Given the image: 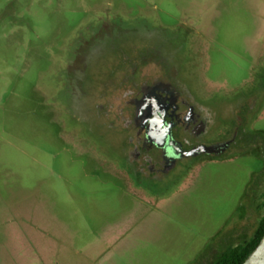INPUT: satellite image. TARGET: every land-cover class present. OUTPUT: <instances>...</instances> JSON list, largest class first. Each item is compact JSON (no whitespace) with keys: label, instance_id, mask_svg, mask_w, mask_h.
Returning <instances> with one entry per match:
<instances>
[{"label":"rangeland","instance_id":"rangeland-1","mask_svg":"<svg viewBox=\"0 0 264 264\" xmlns=\"http://www.w3.org/2000/svg\"><path fill=\"white\" fill-rule=\"evenodd\" d=\"M97 16L126 27L110 25L79 85L65 57ZM134 45L171 59L228 125L243 104L253 153L156 194L128 182L125 135L95 104ZM263 216L264 0H0V264H213Z\"/></svg>","mask_w":264,"mask_h":264},{"label":"flooded vegetation","instance_id":"flooded-vegetation-1","mask_svg":"<svg viewBox=\"0 0 264 264\" xmlns=\"http://www.w3.org/2000/svg\"><path fill=\"white\" fill-rule=\"evenodd\" d=\"M125 22L97 16L80 27L65 57V73L78 75L79 85L82 74L89 78V56L101 50L111 24L120 30ZM116 51L119 60L105 77L97 78L95 106L98 117L125 135L114 165L128 182L156 194L207 162L253 153L257 135L240 114L243 104L230 126L190 88L178 66L155 48L134 45Z\"/></svg>","mask_w":264,"mask_h":264},{"label":"trees","instance_id":"trees-1","mask_svg":"<svg viewBox=\"0 0 264 264\" xmlns=\"http://www.w3.org/2000/svg\"><path fill=\"white\" fill-rule=\"evenodd\" d=\"M263 235L264 216L262 217L257 230L249 240L226 248L213 264H242L258 245Z\"/></svg>","mask_w":264,"mask_h":264},{"label":"water","instance_id":"water-1","mask_svg":"<svg viewBox=\"0 0 264 264\" xmlns=\"http://www.w3.org/2000/svg\"><path fill=\"white\" fill-rule=\"evenodd\" d=\"M225 147V144L223 145ZM223 147L221 149H223ZM205 150H212L214 147H205ZM242 264H264V235L261 238L258 245L254 250L248 255Z\"/></svg>","mask_w":264,"mask_h":264}]
</instances>
